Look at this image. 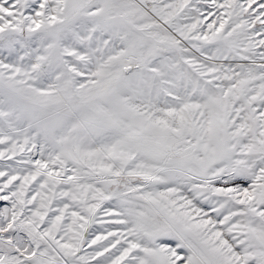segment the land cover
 Here are the masks:
<instances>
[{
	"label": "snow or ice",
	"instance_id": "obj_1",
	"mask_svg": "<svg viewBox=\"0 0 264 264\" xmlns=\"http://www.w3.org/2000/svg\"><path fill=\"white\" fill-rule=\"evenodd\" d=\"M0 264H264V0H0Z\"/></svg>",
	"mask_w": 264,
	"mask_h": 264
}]
</instances>
